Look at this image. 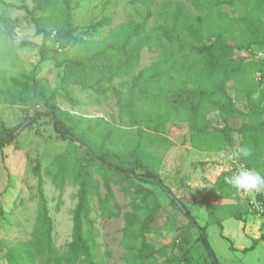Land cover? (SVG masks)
<instances>
[{
    "label": "trees",
    "instance_id": "trees-1",
    "mask_svg": "<svg viewBox=\"0 0 264 264\" xmlns=\"http://www.w3.org/2000/svg\"><path fill=\"white\" fill-rule=\"evenodd\" d=\"M35 1L37 8L51 12L50 16L55 18V30H47L42 26L44 17H37L35 9H30L26 4L19 7L26 11L29 21L36 24V35H43L41 60L47 57L49 50L54 49L58 65H65L61 84L66 89L71 85H80L83 89L94 88L103 81L105 73L119 78L134 73L140 65L145 48L158 47L160 58L143 67L133 78L132 91H138L144 102L151 104V108L126 103L124 96L118 91L121 112L135 122L140 117L150 130L137 128L129 131L113 126L103 117L85 118L62 109L57 103V93L43 87L34 75L36 66L30 72L22 64L18 47L9 38L12 29L0 28V102H28L32 94L44 100L47 105L44 112L37 110L34 116L11 129L7 136L0 137V149L9 144V137L22 130L27 123L32 125L47 115L52 118L58 138L69 140L84 150H67L61 153L47 169L52 173L56 186L62 188L66 179L78 186L70 251L61 254L54 245V221L43 189L39 162L35 168V174L40 180L39 206L32 240L21 241L8 248L4 257L9 264H37L40 260L43 264H107L97 248L92 218L95 210L93 201L95 198L99 200L103 217L119 216L120 208L113 186L126 184L123 190L132 201L131 209L124 214L126 227L121 245L128 264H158L163 258L166 264H197L189 257L193 242L188 228H182L178 234V247L184 251L183 256H171L168 245H158L148 240L149 234L161 235L166 227L171 231L177 230L169 222V218L155 226L163 203L151 185L160 186L170 194L179 209L189 218L190 225L200 231L199 239L209 252L210 264H222L209 242L208 227L219 225L224 236V220L235 218L246 223V215L251 210L247 203L239 200L238 190L225 182V177L231 176L230 171L222 170L214 187V195L236 202L208 204V219L205 225H201L190 208L165 183L158 164L149 161L146 156L160 158L144 153L147 145L167 141L164 136L165 125L173 120L189 123L192 146L198 150L221 151L232 148L235 144L232 121L243 119L239 128L242 151L238 157L255 171L262 169L264 111L257 112V120L248 121L247 114L237 107L239 99L236 98V93L235 98L229 94L227 82L235 78L237 71L235 49H248L258 41L264 42V36L262 40L245 45H231L223 32H209L206 13L194 15L183 5H178L175 10L168 11L170 15L165 17L164 22L157 23L154 27L158 34H154L146 22L132 20L114 26L100 40L84 39L75 35L71 4L73 0ZM235 1L203 0V7L219 8L233 5ZM130 2L146 3L147 0ZM243 3L245 14L234 20L246 22L256 37L264 34V0H243ZM111 24L112 18L104 16L92 27L98 29ZM50 42L53 46H50ZM29 44V41L21 43L22 46ZM59 51L62 54L58 57ZM255 63L256 71L264 74V58ZM242 89L245 97L251 101L259 88L246 83L244 79L237 92ZM66 95L71 97L69 92ZM214 113L221 114L223 127H216L209 122ZM128 133H135L136 137L131 138ZM245 151L249 155L245 156ZM102 189L106 197H103ZM259 197L264 202V194L260 193ZM260 239H264V233ZM0 246H6L1 238ZM231 247L234 249L233 243ZM248 249L250 248H245Z\"/></svg>",
    "mask_w": 264,
    "mask_h": 264
},
{
    "label": "rangeland",
    "instance_id": "rangeland-1",
    "mask_svg": "<svg viewBox=\"0 0 264 264\" xmlns=\"http://www.w3.org/2000/svg\"><path fill=\"white\" fill-rule=\"evenodd\" d=\"M22 4L35 9L37 17H44L42 26L45 29L55 30V18L50 16V11L37 8L35 0H0V28L12 29L9 38L18 47L22 64L30 72L36 66L34 75L41 81L43 87L57 93V103L62 109L85 118L103 117L113 126L129 131L137 128L150 131L140 117L138 122H135L121 112L118 91L122 93L126 103L140 108L150 107L151 104H146L138 91H132V85L134 76L143 67L151 65L160 58L158 47L145 48L142 51L140 65L134 73L126 77H113L105 73L103 81L94 88L83 89L80 85H71L66 89L61 84L65 65H58L54 49L49 50L47 57L41 60L40 47L43 43V35H36V24L29 21L26 11L19 7ZM71 4L72 21L76 27L75 35L84 39L100 40L114 26L132 20L146 22L156 34L154 27L157 23L164 22L165 17L170 15L168 11L175 10L178 5H183L194 15L206 13L209 32L211 34L223 32L231 45L234 43L245 45L255 40H262L264 36V34L254 36L252 28L246 22L234 20L245 14L243 0H236L233 5H223L213 9L204 8L203 0H147L146 3L135 4L130 0H73ZM104 16L112 18L110 26L98 29L92 27ZM24 41H29L30 44L22 46L21 43ZM49 44L53 46L52 42ZM263 46L264 42L258 41L248 49H235L237 71L235 78L227 82L229 94L235 98L236 93V98L239 99L236 103L237 107L247 114L248 121L257 120V112L264 111V74L257 72L255 68V62L264 58ZM61 54L62 52L59 51L57 56ZM244 79L246 83L249 82L259 88L251 101L245 97L243 89L237 92ZM67 92L71 97L66 95ZM46 108V102L32 94L28 102H0V137L7 136L11 129L34 116L37 110L44 112ZM262 116L264 118V112ZM209 122L216 127L224 126L221 114L218 113H214ZM94 123L95 121L92 122ZM242 123L243 119L232 121L235 144L232 148L221 151H201L194 148L189 123L179 120L166 123L164 136L167 141L147 145L144 154L150 153L160 159L145 155L146 158L158 164L157 167L165 183L190 208L201 225H205L208 219V204L236 202L216 197L214 187L222 170L230 164V160L241 154L242 137L239 128ZM128 136L132 138L136 137V134L128 133ZM67 150L84 152L73 142L58 138L52 118L47 115L42 116L32 125L27 123V126L20 130L9 144L0 149V238L6 242L5 247L0 246V264H9L4 257L8 248L21 241L32 240L39 206L40 180L35 174L39 162L43 189L54 221V245L61 254L70 251L78 186L70 179H66L62 188L56 186L52 180V173L47 170L49 164ZM256 171L264 175V167ZM124 185L126 184L113 186L120 208L119 216L103 217L99 200L95 198L93 201L95 210L92 218L97 248L107 264H128L121 239L126 227L124 214L131 209L132 198L123 190ZM151 188L163 203L155 226L169 218V222L173 223L177 230L171 231L166 227L161 231V235L149 234L148 240L158 245H168L171 256H183L184 251L178 247L180 245L178 234L182 228H188L193 242L189 253L191 261L197 264H210L209 252L199 239L200 231L190 225L189 218L179 209L170 194L157 185H151ZM102 194L106 197L104 189ZM223 225L224 236L217 224L210 225L207 229L209 242L222 264H264V239H260L264 233V214L260 215L249 210L246 223L228 218ZM37 264L43 262L40 260ZM158 264H166L165 259H161Z\"/></svg>",
    "mask_w": 264,
    "mask_h": 264
},
{
    "label": "clouds",
    "instance_id": "clouds-1",
    "mask_svg": "<svg viewBox=\"0 0 264 264\" xmlns=\"http://www.w3.org/2000/svg\"><path fill=\"white\" fill-rule=\"evenodd\" d=\"M247 156L249 153L244 152ZM225 182L230 184L238 191L260 192L264 191V175L258 171L242 168L232 176L225 177Z\"/></svg>",
    "mask_w": 264,
    "mask_h": 264
},
{
    "label": "built area",
    "instance_id": "built-area-1",
    "mask_svg": "<svg viewBox=\"0 0 264 264\" xmlns=\"http://www.w3.org/2000/svg\"><path fill=\"white\" fill-rule=\"evenodd\" d=\"M242 168L254 170L253 167L248 166L241 158H239L238 156H234L230 160V164L226 166V168L224 169L230 171L232 176L234 173L238 172ZM238 192H239V200H241L244 203H247L250 206L251 210H253L254 212L260 215L264 214V202L259 197L260 193L264 194V191L246 192L241 190Z\"/></svg>",
    "mask_w": 264,
    "mask_h": 264
},
{
    "label": "water",
    "instance_id": "water-1",
    "mask_svg": "<svg viewBox=\"0 0 264 264\" xmlns=\"http://www.w3.org/2000/svg\"><path fill=\"white\" fill-rule=\"evenodd\" d=\"M20 130H18L17 132H15L12 136L9 137V139H12L14 138L18 133H19Z\"/></svg>",
    "mask_w": 264,
    "mask_h": 264
},
{
    "label": "crops",
    "instance_id": "crops-1",
    "mask_svg": "<svg viewBox=\"0 0 264 264\" xmlns=\"http://www.w3.org/2000/svg\"><path fill=\"white\" fill-rule=\"evenodd\" d=\"M238 220V219H237ZM225 221V220H224ZM224 221H223V223H224ZM224 226V225H223ZM245 249V248H244Z\"/></svg>",
    "mask_w": 264,
    "mask_h": 264
}]
</instances>
